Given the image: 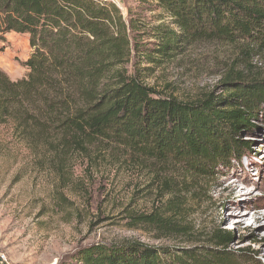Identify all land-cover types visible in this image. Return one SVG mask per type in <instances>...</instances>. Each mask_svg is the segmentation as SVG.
Wrapping results in <instances>:
<instances>
[{"label":"trees","instance_id":"1","mask_svg":"<svg viewBox=\"0 0 264 264\" xmlns=\"http://www.w3.org/2000/svg\"><path fill=\"white\" fill-rule=\"evenodd\" d=\"M139 1L171 25L146 28L109 1L0 0V41L26 34L31 49L23 77L0 69V124H10L35 157L99 141L170 173L160 181L159 203L132 219L179 244L96 243L61 264H263L249 248L230 247L234 231L196 230L187 202L250 149L242 133L264 117V76L238 72L222 93L194 101L147 78L196 41L264 49V0Z\"/></svg>","mask_w":264,"mask_h":264},{"label":"rangeland","instance_id":"2","mask_svg":"<svg viewBox=\"0 0 264 264\" xmlns=\"http://www.w3.org/2000/svg\"><path fill=\"white\" fill-rule=\"evenodd\" d=\"M115 2L124 17H138L146 28L171 25L149 4ZM5 38L0 41V69L12 79L21 78L27 72L22 63L31 51L28 35L10 32ZM144 39L152 46L150 37ZM244 48L196 41L164 61L147 82L182 101L220 94L225 79L238 72L264 76V49ZM253 125L242 133L250 149L232 160L202 196L188 200L187 221L203 232L218 226L234 231L230 247L249 248L264 264V228L257 230L249 217L238 220L239 213L251 215L264 203V117ZM169 175L152 161H133L122 147L99 141L86 151L35 157L10 124H0V249L11 264H61L96 243L179 244L181 239H157L132 219L159 203L160 181Z\"/></svg>","mask_w":264,"mask_h":264},{"label":"bare ground","instance_id":"3","mask_svg":"<svg viewBox=\"0 0 264 264\" xmlns=\"http://www.w3.org/2000/svg\"><path fill=\"white\" fill-rule=\"evenodd\" d=\"M256 208L257 209L251 215L246 210L243 211L242 213H239L238 220L240 222H243V220L249 217L250 219L253 220V224H255L257 230H259L260 228H264V203L257 205Z\"/></svg>","mask_w":264,"mask_h":264},{"label":"built area","instance_id":"4","mask_svg":"<svg viewBox=\"0 0 264 264\" xmlns=\"http://www.w3.org/2000/svg\"><path fill=\"white\" fill-rule=\"evenodd\" d=\"M102 1H109L118 6L115 0H102ZM0 264H11L7 253L2 249H0Z\"/></svg>","mask_w":264,"mask_h":264}]
</instances>
